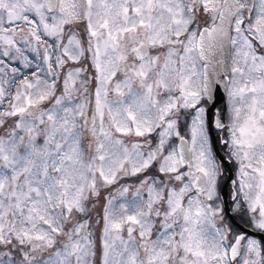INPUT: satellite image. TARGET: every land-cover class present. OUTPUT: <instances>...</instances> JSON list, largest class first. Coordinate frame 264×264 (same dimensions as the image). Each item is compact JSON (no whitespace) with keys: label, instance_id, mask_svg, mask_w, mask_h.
Listing matches in <instances>:
<instances>
[{"label":"snow or ice","instance_id":"6c2138e0","mask_svg":"<svg viewBox=\"0 0 264 264\" xmlns=\"http://www.w3.org/2000/svg\"><path fill=\"white\" fill-rule=\"evenodd\" d=\"M0 264H264V0H0Z\"/></svg>","mask_w":264,"mask_h":264}]
</instances>
